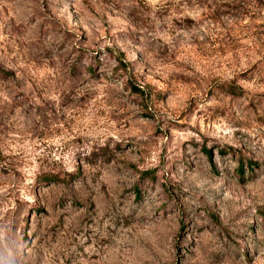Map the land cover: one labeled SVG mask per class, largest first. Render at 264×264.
Here are the masks:
<instances>
[{
	"label": "rangeland",
	"instance_id": "374dc122",
	"mask_svg": "<svg viewBox=\"0 0 264 264\" xmlns=\"http://www.w3.org/2000/svg\"><path fill=\"white\" fill-rule=\"evenodd\" d=\"M0 264H264V0H0Z\"/></svg>",
	"mask_w": 264,
	"mask_h": 264
}]
</instances>
